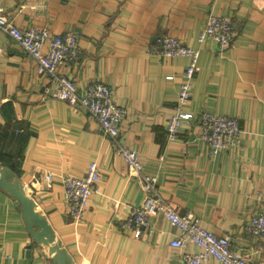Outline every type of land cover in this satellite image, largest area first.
I'll return each instance as SVG.
<instances>
[{"label": "crops", "instance_id": "0c3cea01", "mask_svg": "<svg viewBox=\"0 0 264 264\" xmlns=\"http://www.w3.org/2000/svg\"><path fill=\"white\" fill-rule=\"evenodd\" d=\"M210 11L230 19V48L198 42ZM0 15L21 28L75 31L78 60L60 71L81 90L96 81L109 85L126 109L111 139L84 109L48 97L50 78L0 29V147L18 163L14 172L74 264H182L184 251H201L193 243L170 245L180 231L161 215L139 229L123 226L144 193L117 144L138 153L141 174L156 176V190L178 213H192L249 262L264 264V239L245 231L248 217L264 209V0H0ZM163 35L199 50L186 106L193 117L174 139L165 121L188 59L150 52ZM202 111L236 117L238 143L211 154L198 138ZM89 161L99 167V192L74 221L62 178L81 174ZM0 264H55L47 245L28 233L18 201L1 188ZM208 264L219 263L210 257Z\"/></svg>", "mask_w": 264, "mask_h": 264}, {"label": "built area", "instance_id": "2783aa9c", "mask_svg": "<svg viewBox=\"0 0 264 264\" xmlns=\"http://www.w3.org/2000/svg\"><path fill=\"white\" fill-rule=\"evenodd\" d=\"M0 29L34 61L36 72L50 78L52 86L44 88L48 97L84 109L90 117L97 120L106 136L116 139L120 125L126 117V109L115 102L112 88L96 81L81 90L70 76L60 71L62 66L78 60L79 36L75 31L55 33L45 27L21 28L4 15H0ZM234 37L235 31L230 19L224 14L210 11L197 39L200 44L212 39L220 49H228L232 46ZM149 51L188 59V64L182 71L175 105L165 121L167 138L174 139L178 136L180 127L193 117L186 110V106L192 91V79L197 70L199 50L187 46L175 36L163 35L149 47ZM198 125V138L207 145L211 154L228 149L239 141L240 126L236 117L202 111ZM116 152L125 158L129 173L140 176L144 193L142 203L130 207L129 215L123 221L124 227L139 229L150 223V216L161 215L180 231L170 245L185 248L193 243L201 248L196 253L184 251L181 256L182 264H208L210 257L219 264H254L247 260L244 250L231 246L226 235H216L208 230L195 220L192 213H178L169 200L156 190V176L141 174L144 162L134 149L117 144ZM44 175L47 181H52L51 171L47 170ZM99 181L100 172L95 161H89L81 174H68L62 178L66 212L74 221L83 218L89 200L99 192ZM245 231L264 239V209L248 217Z\"/></svg>", "mask_w": 264, "mask_h": 264}, {"label": "water", "instance_id": "95a60500", "mask_svg": "<svg viewBox=\"0 0 264 264\" xmlns=\"http://www.w3.org/2000/svg\"><path fill=\"white\" fill-rule=\"evenodd\" d=\"M0 188L13 196L19 203L24 223L30 236L48 247L55 264H74L72 256L56 240L54 231L44 215L36 208L16 173L7 166H0Z\"/></svg>", "mask_w": 264, "mask_h": 264}, {"label": "trees", "instance_id": "16d2710c", "mask_svg": "<svg viewBox=\"0 0 264 264\" xmlns=\"http://www.w3.org/2000/svg\"><path fill=\"white\" fill-rule=\"evenodd\" d=\"M0 165H4L15 171L16 173L20 172L18 163L16 164L15 159L8 153L7 150H3L0 147Z\"/></svg>", "mask_w": 264, "mask_h": 264}]
</instances>
